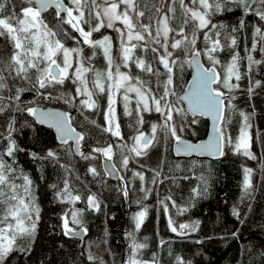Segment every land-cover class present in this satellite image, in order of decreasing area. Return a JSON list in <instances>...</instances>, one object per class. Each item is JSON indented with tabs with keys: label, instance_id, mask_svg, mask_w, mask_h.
<instances>
[{
	"label": "trees",
	"instance_id": "obj_1",
	"mask_svg": "<svg viewBox=\"0 0 264 264\" xmlns=\"http://www.w3.org/2000/svg\"><path fill=\"white\" fill-rule=\"evenodd\" d=\"M167 2L168 0H142V3H147L149 9L153 5L159 7ZM230 6L233 9L231 12H223L213 17V23L226 26L219 29L222 45L230 43V40L226 39L229 34L237 39L235 48L230 50L225 47L224 51H217L215 54L221 61V65L217 67L222 72L225 70L222 65L230 62L231 54L239 52L240 57H246L248 53L245 47L251 49L253 43L252 25H257L258 21V18L251 15L244 17L249 26L232 33V27L238 25L243 12L235 5ZM176 8L173 27H178L180 24L181 12L178 4ZM148 14L155 25V12L151 11ZM44 20L49 27L56 26L54 18L44 17ZM144 22L147 23V19ZM186 31L191 38V30L186 29ZM196 35L198 37L197 50H202L205 47L203 36L200 33ZM58 38H61L68 47H82L85 57L92 56L95 51L96 55L92 56L90 64L85 61V66L96 70L97 63L100 64L101 61L97 48L76 44L77 41L71 39ZM0 40V58L6 60L12 51L11 44L2 37ZM169 50L173 51V58H175L177 50L171 48ZM191 51L193 49L188 46L179 54L178 63H182L183 68L174 67L175 92L169 97V100L177 107L184 110L186 109L179 100L178 94L184 88L190 75V66L187 61ZM251 54L255 59H264V54L259 50ZM137 57H144L146 61L152 62L150 52L140 53ZM203 58L204 62L209 65L210 62L206 56L203 55ZM247 64L246 59L239 61L241 79L236 81L233 78L232 81L238 83L239 88L230 93L235 97L232 101L235 110L226 109V117L230 120L227 131L235 141L243 123L240 112L245 114L254 112V115L250 116L252 124L250 132L253 138L251 150L257 155V160H251L237 153L234 151V144L228 143H226L225 155L221 158L178 157L172 149L174 138L165 137L162 132L158 131L159 140L155 143V147L148 149L146 156L130 160L128 167L124 168L121 163V153L128 154V152L127 148L121 145L126 144L128 147L133 145L134 141L131 137L136 135L135 127L150 132L152 124H162L163 117L160 113L154 110L139 113L144 117V123L137 125L135 113L131 117L124 115L123 100L120 111L117 113L124 136V139L120 140L102 131L103 127H106L104 119L106 98L103 93L95 92L96 94L93 95L98 108L87 109L79 104L81 99H87L84 95L77 96L72 103H65L64 99H58L65 93L69 97L75 95V86L71 81H66L62 86L49 87L46 91L41 90L45 91V95L48 92L51 93L53 97L51 101L40 99L34 91L25 92L21 98L25 105L29 101H35L28 106L56 105L69 110L72 123L85 136L83 147L86 155L93 148L112 144V158L119 167L123 179L115 180L108 177L102 168V153H92L95 158L85 160L81 155L75 154L70 142L67 144L58 142L52 128L39 124L33 116L26 112L12 113L16 117V130L11 135L22 150L17 151L14 157L5 156L4 159L15 169L17 184L23 183V175H27L33 181L32 192L40 209V220L36 240L32 245L33 251L29 254L14 253L10 264H99L100 261L104 264H124V261L132 254V241L128 237V233L135 230L132 217L144 209L147 211V216L135 235L137 243L146 244L147 247L139 251L137 254L139 259L151 260L155 255L159 264H175V256H182L186 260L193 261V264H264V181L260 179V169L264 167V164L260 160L262 150L255 142L257 135H264V66L254 65L253 71L248 73ZM154 67H158L162 73L165 71L162 65L154 64ZM86 75L91 80L92 74ZM142 76L141 79L153 89L157 97L162 94V82L166 79L165 75L160 77L159 89H157L156 77L144 72ZM256 80H260L262 86L256 87L254 83ZM15 87L27 88L30 85L26 81L17 80ZM88 87L92 88L91 83ZM249 87L254 88L251 94L248 92ZM223 90L227 92V89ZM0 94L6 95L7 92L5 90ZM152 107L154 108V105ZM129 108L134 109L135 105L129 103ZM193 118L197 123L189 124L188 121ZM92 120H95L96 125L101 127L91 124ZM6 124L7 115L0 114V137L6 138L9 135ZM183 124L184 130L179 133L182 136L199 140L207 135L209 122L202 116H192L188 113ZM5 147V140L0 139V152ZM49 150L54 151L56 157L43 159ZM33 153L41 158H34ZM61 165L66 167H61ZM89 167L96 168L98 175L93 176L89 173ZM245 168L253 169L254 198L243 197ZM153 170L161 172L155 184L152 183ZM135 172H141L145 177L144 181L135 177L133 175ZM201 174L207 180V193L193 200L192 188L201 183L199 179ZM185 176L189 179H184ZM65 180L68 181L73 195L81 196V199L75 203L57 196V192L63 189ZM124 187H127L129 192L127 196L121 191ZM142 187L151 189V191L142 192L140 190ZM91 194L97 196L101 205L100 211L89 209L86 197ZM169 195L177 205L188 208V211L182 215L179 214V209L172 207L171 202L165 200ZM161 200L169 204L167 213L160 204ZM234 208L240 212L239 219L233 215ZM77 209L82 210V224L80 225L73 224L70 218L71 212ZM65 213L69 214L70 225L86 228L87 233L83 243L79 238L64 235L62 217ZM170 216L177 225L199 221V226L196 231L190 232L187 236H181L171 232L168 226ZM234 232L235 236H233ZM18 243L26 247L28 240H20ZM89 255L98 259L89 260Z\"/></svg>",
	"mask_w": 264,
	"mask_h": 264
},
{
	"label": "snow or ice",
	"instance_id": "obj_2",
	"mask_svg": "<svg viewBox=\"0 0 264 264\" xmlns=\"http://www.w3.org/2000/svg\"><path fill=\"white\" fill-rule=\"evenodd\" d=\"M177 4L181 12L180 24L178 27H173ZM230 5H235L243 12L238 25L232 27V33L249 26L244 18L249 15L258 18V26L252 25L254 29L253 43L251 49L245 47V51L248 53L246 57H240L239 52L231 54L230 62L222 65L225 70L221 73L216 71V66L221 65V61L215 54L217 51H224L225 47L230 50L235 48L237 39L229 34L226 39L230 40V43L222 45L219 29L226 26L213 23V17L223 12H231L233 9ZM50 8L55 10V27H49L42 15ZM151 11L156 14L155 25H153L152 17L148 14ZM145 19H147V23L144 22ZM117 21L121 22L122 28L115 27ZM85 26L89 30L86 31ZM101 28H114L118 33L120 63H117L112 55L113 38L100 33ZM186 29L191 30V38ZM73 33H78L82 41L78 40V37ZM94 33H100L102 38L93 39ZM197 33L203 36L205 42V47L202 50H197ZM0 37L9 42L12 49L6 60L0 58V93H4L5 90L7 92L6 95L0 94V114L7 115L6 128L9 132L8 137H0L6 143V147L0 152V264H10L13 254L16 252L29 254L33 251L32 245L36 240L40 220V209L32 192L33 181L27 175H23V183L17 184L15 182V169L4 159L5 156L14 157L17 151L22 150L11 135L16 130V117L12 113L26 112L35 117L40 124H48L50 127H54L60 134L59 139L62 143L67 144L69 140H73L76 151L85 160L94 159L92 153H102L109 160L113 156L112 144H108L106 147L93 148L87 155L80 152V144L81 141H85V136L77 133L71 127L69 114L28 106L35 101H29L25 105L21 99L25 92L34 91L40 99L51 101L53 99L51 93L48 92L45 95V91L49 87L62 86L66 81H71L75 86V95L69 97L65 93L58 99H64L65 103H72L77 96L84 95L87 99H81L79 104L87 109H97L98 104L93 99V95L96 94L94 90L98 89L99 93L107 91L108 105L104 113L106 127H103L102 131L108 132L120 140H123L124 136L117 117L115 93L123 89L124 115L131 117L135 113L137 125L144 123V117L139 113L153 110L160 113L163 117V123L160 125L152 124L151 134H146L139 127H135L136 135L131 137L134 141L133 145L131 147L126 144L121 145V147L127 148L128 152V154L121 153V163L124 168L128 167L130 160L146 156L147 150L155 147V143L159 140L158 131L162 132L165 137L174 138L177 154L181 152L191 154L194 151H200L224 156L223 145L226 142L234 144V151L237 153H241L251 160H257V155L251 150L253 138L250 132L252 128L250 116L254 115V112L251 114L240 112L243 123L235 141L227 131L230 120L225 113L226 109L235 110V105L232 104L235 97L230 93L239 88L238 83L232 82L233 78L236 81L241 79L239 61L241 59L247 60L248 73L253 71L254 65L264 66V59H255L251 54L257 50L264 54V0H168L167 3L161 4L159 7L153 5L151 9L148 8L147 3H142V0H67V3L65 0H0ZM58 37L102 49L107 59L106 72L85 66V61L90 64L92 56L96 55L95 51H93L92 56L85 57L82 47H68ZM188 46H191L193 49L192 56L196 58L194 61L196 74L189 92L182 97L189 105L186 111L177 107L174 102L169 100V97L174 95L172 88L174 67L183 68V64L178 63L179 54ZM137 48L144 52H150L152 62L139 57L134 58L133 52ZM170 48L177 50L175 58H173L174 54L173 51L169 50ZM202 53L210 62L211 67H205L198 59ZM129 62L135 64L142 72L156 77L157 89L161 84L160 77L165 75L166 79L162 82V94L157 97L153 89L147 86L146 82L139 76H131L128 72H122L121 64L124 68H128ZM187 63L192 66L193 61H187ZM154 64L162 65L165 71L162 73L158 67H154ZM72 69L74 71L70 72ZM89 73L92 74L91 80L86 75ZM33 76H35V80H33ZM17 80L28 82L30 87H15ZM133 81L137 82L139 86H136ZM89 83L92 85L91 89L88 87ZM254 83L256 87L262 86L260 80H256ZM222 88L227 89V92L222 91ZM253 91V87L248 88L250 94ZM133 92L136 93L137 99L135 108L130 110L131 97L129 93ZM188 111L193 115L199 113L202 116H211L217 122L216 135L211 141L193 145L182 139L179 133L184 130L183 120L187 118ZM90 123L96 125L95 120L90 121ZM188 123L194 125L197 121L193 118ZM96 126L101 127L100 125ZM129 127H133V125H129ZM255 142L262 150L260 160L264 164V135H257ZM32 155L34 158H41L36 153ZM55 157L56 153L49 150L43 159ZM61 167L66 166L61 165ZM177 167L179 168V165ZM153 171L152 183L155 184L158 182L157 178L160 177L161 172L160 170ZM88 172L93 176L98 175L94 167H89ZM260 173V179L264 181V167L260 169ZM133 175L141 181L145 179L141 172H135ZM184 179H189V177L185 176ZM199 179L201 183L192 188L193 200L207 193V180L203 174ZM53 187L56 186L53 185ZM242 187L244 198H254L253 169H244ZM140 190L146 193L151 191V189L143 187ZM121 191L125 196L129 194L127 187L122 188ZM57 196L72 203L81 199L79 194L73 195L67 180L64 181L63 189L57 192ZM165 200L171 202L172 207L178 208L181 215L188 211V208L177 205L171 195L167 196ZM165 200H161L160 204L167 213L169 204ZM86 202L89 209L100 211L101 205L95 194L88 195ZM81 215L82 210L72 211L70 214L71 222L75 225L82 224ZM233 215L237 219L240 218V212L237 208L233 209ZM146 216L147 211L144 209L132 217L135 230L128 233V237L132 241V254L128 256L124 264H159L155 255L151 260H142L137 256L141 249L147 247L146 244L137 243L135 235L141 228ZM62 221L64 235L72 237L79 235V231L69 227L68 213L64 214ZM168 226L171 232L187 236L190 232L197 230L199 221L177 225L170 216ZM82 230L86 231V229ZM235 235L234 232L233 236ZM24 239L28 240L26 247L18 243ZM88 259L97 260L98 258L89 255ZM174 259L175 264H193V261L186 260L182 256H175ZM99 264H104V262L100 261Z\"/></svg>",
	"mask_w": 264,
	"mask_h": 264
},
{
	"label": "water",
	"instance_id": "obj_3",
	"mask_svg": "<svg viewBox=\"0 0 264 264\" xmlns=\"http://www.w3.org/2000/svg\"><path fill=\"white\" fill-rule=\"evenodd\" d=\"M51 9V8H50ZM49 10V9H48ZM47 10V11H48ZM195 59L193 56H192V52L188 58V61H193L192 63V66L191 67V73H190V76L187 80V83L184 87V89L180 92L179 94V99L183 102L186 110H188L189 108V105H188V102L186 100H183L182 97H184L190 90V86L193 82V78L196 74V68H195ZM198 59L201 61V63L205 66V67H211L206 65L204 60H203V56L201 54L200 57H198ZM216 71L217 72H221L220 69L216 66ZM215 87V85H214ZM223 91V90H222ZM34 107H39L41 109H44V110H52V111H57V112H64V113H67L69 114V117H70V121H71V127L74 128L76 130L77 133H80L82 135L83 132L79 129H77L75 127V125L72 123V120H71V116H70V113H69V110L64 108V107H61V106H56V105H35ZM190 113V115L192 116H195V115H199V113H196L195 115H193V113H191L190 111H188ZM226 114V113H225ZM199 116H202V115H199ZM206 119H208V131H207V135L202 138V139H199V140H193V139H190V138H187V137H184V136H181L182 139L188 143H191L193 145H199L201 143H208L209 141H211L214 136L216 135V128H217V122L213 120V118L211 116H202ZM35 118V117H34ZM36 119V118H35ZM36 121L39 123V121L36 119ZM40 124V123H39ZM41 125H44V126H48L50 127L48 124H41ZM53 129V132L55 133L56 135V138L58 140V142L62 143V141L59 139V133L57 132V130L54 128V127H50ZM68 142H71L72 143V146H73V150L75 152V154L77 155H80L79 152L76 151V145H75V142L73 140H69ZM175 147H176V143H175V140L173 141V144H172V149H173V152L176 156L178 157H190V156H198V157H202V158H221L222 156H218V155H212V154H209L207 152H200V151H194L192 152L191 154H187V153H184V152H181L180 154H177V152L175 151ZM225 148H226V142L224 143L223 145V151L225 153ZM80 152H84V148H83V141H81V144H80ZM102 166H103V169L104 171L107 173V175L112 178V179H115V180H119L121 179V173H120V170L119 168L117 167V165L115 164L114 160L111 159H107L105 156L102 157ZM70 228H72L71 226H69ZM77 231H79V235L78 236H75V238H79L81 239L82 243L84 242V239L86 237V231H83L82 229H85L84 227H80V228H73Z\"/></svg>",
	"mask_w": 264,
	"mask_h": 264
},
{
	"label": "flooded vegetation",
	"instance_id": "obj_4",
	"mask_svg": "<svg viewBox=\"0 0 264 264\" xmlns=\"http://www.w3.org/2000/svg\"><path fill=\"white\" fill-rule=\"evenodd\" d=\"M54 11H55L54 9H50L42 15H43V17H51L53 19L54 18ZM115 27L116 28H122L123 26H122L121 22L117 21ZM85 30L87 31V30H89V28L87 26H85ZM100 33L113 38L112 55H113V58L116 60V62L120 63L121 62V54L119 52L120 41L118 39V33L115 31L114 28H101ZM100 33H94L93 39L102 38ZM76 34H77L76 36L78 37V40L82 41V38L79 37V34L78 33H76ZM125 40H126V37H125ZM76 44L81 45L83 43H76ZM143 52L144 51L140 48L135 49L133 52L134 58L137 57L138 54L143 53ZM97 53H99V55H101L99 58L101 61H100V64L97 63L96 70L106 72V70H107V59L105 58V56L103 54V50L100 48H97ZM121 71L122 72H128L131 76H139L140 79L143 77L142 76L143 72L139 68H137L135 66V64H133L132 62H129L128 68H124L123 64H121ZM133 83L136 84L137 82L133 81ZM136 86H139V84L137 83ZM172 88H173V86H172ZM94 91L96 93L98 92V90H94ZM173 91H174V89H173ZM103 96L106 98V106H105V112H106L107 105H108V93H107V91L105 93H103ZM129 96L131 97L130 103L133 105H136V99H137L136 93H134V92L129 93ZM114 98L117 102L116 103V111L118 113L120 111L122 104H123V89H121L120 92H118L116 96L114 95ZM150 105H151V102H150ZM105 126H106V121H105ZM102 156H103V154H101V158H102Z\"/></svg>",
	"mask_w": 264,
	"mask_h": 264
},
{
	"label": "rangeland",
	"instance_id": "obj_5",
	"mask_svg": "<svg viewBox=\"0 0 264 264\" xmlns=\"http://www.w3.org/2000/svg\"><path fill=\"white\" fill-rule=\"evenodd\" d=\"M139 58H143L144 59V57H139ZM118 93V92H117ZM117 93H115L114 95L116 96L117 95ZM142 131V130H141ZM143 132H145L146 133V131L144 130ZM150 133H151V131H150Z\"/></svg>",
	"mask_w": 264,
	"mask_h": 264
},
{
	"label": "bare ground",
	"instance_id": "obj_6",
	"mask_svg": "<svg viewBox=\"0 0 264 264\" xmlns=\"http://www.w3.org/2000/svg\"><path fill=\"white\" fill-rule=\"evenodd\" d=\"M102 30H103V29H102ZM1 40H3V39H1ZM1 40H0V41H1ZM136 84H137V83H136ZM102 168H103V167H102Z\"/></svg>",
	"mask_w": 264,
	"mask_h": 264
}]
</instances>
